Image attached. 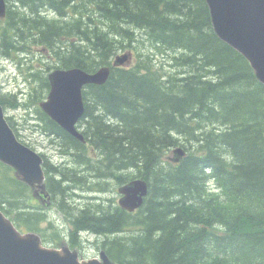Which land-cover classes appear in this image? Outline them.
Returning a JSON list of instances; mask_svg holds the SVG:
<instances>
[{
  "label": "trees",
  "instance_id": "trees-1",
  "mask_svg": "<svg viewBox=\"0 0 264 264\" xmlns=\"http://www.w3.org/2000/svg\"><path fill=\"white\" fill-rule=\"evenodd\" d=\"M91 1L107 30L80 16L79 0H20L30 8L50 7L65 22L48 21L36 10L21 17L10 12L0 20V54L25 53L32 40L60 55V68L94 73L113 66L118 38L138 42L133 28L187 52L180 65L191 73L165 81L146 66L112 69L105 85L85 88V144L43 115L41 131L62 139L76 164L93 171L92 157L101 167L112 160L115 172L137 168L150 186L137 219L102 208L78 213L71 242L77 245L83 231L102 237L119 264H264V85L250 63L216 35L206 0ZM44 86L50 90L48 79ZM8 102L15 104V97ZM177 147L188 155L173 165L166 158ZM65 172L71 191L80 186L76 172ZM52 182L58 198L70 191L65 181ZM28 192L0 163V208L19 230L37 232L40 216L23 211Z\"/></svg>",
  "mask_w": 264,
  "mask_h": 264
},
{
  "label": "water",
  "instance_id": "water-1",
  "mask_svg": "<svg viewBox=\"0 0 264 264\" xmlns=\"http://www.w3.org/2000/svg\"><path fill=\"white\" fill-rule=\"evenodd\" d=\"M216 35L243 55L259 82L264 85V0H206ZM7 17V2L0 0V20ZM133 52L115 57L113 68H126L133 62ZM111 67H102L95 73L79 68L59 69L49 74L50 92L40 103L43 112L75 139L85 142L77 129L84 116L85 85H105L111 76ZM187 152L182 147L174 148L167 160L173 165L183 162ZM0 162L15 170L16 180L30 186L35 195L36 188L46 196L43 158L33 149L21 143L10 126L4 107L0 104ZM149 183L135 179L119 188L122 198L120 207L129 213L141 209L149 195ZM0 264H118L106 251L100 259L81 260L78 252L67 246L52 249L43 246L34 233L23 234L0 210Z\"/></svg>",
  "mask_w": 264,
  "mask_h": 264
},
{
  "label": "rangeland",
  "instance_id": "rangeland-1",
  "mask_svg": "<svg viewBox=\"0 0 264 264\" xmlns=\"http://www.w3.org/2000/svg\"><path fill=\"white\" fill-rule=\"evenodd\" d=\"M79 2L76 10H81L80 16L87 18L88 22H94L98 27L107 30L105 27L106 21L101 18L96 8L90 7V4L94 1L79 0ZM7 8L8 14L11 12L17 17L31 15L36 10L38 11V15L44 16L48 21H55L60 25L62 22H65L64 18H66L61 17L50 7L43 8L42 5H37L30 8L24 6L20 0H7ZM95 12H97V15H94ZM75 18L74 11L72 17L69 19V25ZM71 29H73V26H71ZM131 29L135 32V36L138 37V42L132 46L131 42L126 43L125 39L118 38L120 44L117 47L118 50L114 57L122 55L128 50H132L134 52V59L132 64L128 66L129 68L146 66L151 72H157L165 81L175 80L183 76L189 77L191 69L180 65L181 58H185L188 54L187 52L180 49L174 50L164 47L146 39L143 31ZM66 42V40H61L58 44L64 47L68 45L65 44ZM28 43L29 46L25 53L16 54L12 57H5L0 54V100H3L5 103L3 107L6 118L23 144L36 150L38 153L43 152L55 164L66 162L69 165L68 170L81 172V175L77 174V177L82 179L78 190L83 195L84 200H81L80 203L77 202L78 205L94 206L96 210L102 208L105 210L103 211L105 213L115 214V208H120L118 203L122 198L118 189L124 183L126 184L134 179L140 178L139 170L137 168H130L121 172H115L114 162L112 160L111 162L104 160L101 152H95L90 148V152L97 153L104 160V167L97 164L98 159L96 157H92L93 164L95 168H98V171L94 168L93 171L89 172L86 171L84 166L76 164L73 157H64L61 155L60 147L67 148L62 140H58V144L54 146L51 145V142H49L51 140L50 137L44 136V132L41 131L43 128L46 129V122L44 121V116L39 105L47 99L49 92V89L44 86L45 79L54 70L60 69L61 56L48 49L46 45H31L32 40ZM66 50L68 49L62 50L63 55L67 54ZM174 86L170 87L173 88ZM14 97L16 103H9L8 100ZM181 141L189 146L187 139L184 137L181 138ZM168 154H171V152ZM106 173L109 175H105ZM210 188L212 190L216 188L213 181H210ZM29 199L30 201L25 203L26 205L23 211L27 214H38L36 213V207L30 195ZM30 203H33L32 207L28 205ZM55 213L57 214V212ZM138 216L136 214L133 217L137 219ZM58 218L63 221L62 216H58ZM57 226L53 227L43 222L38 224V231L33 233L40 235L43 244L48 248H56L57 245L64 242L73 251L78 252L81 260L98 258L100 252L104 250L102 245L104 239L102 237L95 236L91 233L83 234L79 236V243L73 245L71 243L72 229L69 226H64L62 229ZM119 237H122V235H119Z\"/></svg>",
  "mask_w": 264,
  "mask_h": 264
},
{
  "label": "flooded vegetation",
  "instance_id": "flooded-vegetation-1",
  "mask_svg": "<svg viewBox=\"0 0 264 264\" xmlns=\"http://www.w3.org/2000/svg\"><path fill=\"white\" fill-rule=\"evenodd\" d=\"M44 115V113H42ZM87 126H84L83 128H79L82 132L85 131V128ZM45 129V128H43ZM44 136L50 137L51 145L54 146L55 144H58V140H62L59 137L55 136L53 133L46 130V132L43 133ZM52 136V137H51ZM63 144H65L63 142ZM94 150L93 148H91ZM95 151V150H94ZM86 152V151H85ZM96 152V151H95ZM64 157H71V151L67 150V148L64 147L63 150ZM40 155L44 159V169H45V186H46V196L42 194V190L39 188H36L35 190V198H33L34 206L36 207V213L40 216L41 223H47L52 225L53 227H59L62 229L64 226H69L71 230V234L73 235L74 230V219L80 213L81 211H89V212H99V210H96V208L90 207L88 205L84 206L82 204H79L81 200H84L83 195L81 192H79L78 187L75 186L71 191V186L68 184L66 180L63 179L62 173L67 174L65 171H68L69 165L66 162L63 163H57L55 164L51 158H47L46 154L43 152H40ZM75 155L74 152L72 153V156ZM74 157V156H73ZM64 159V158H63ZM58 168L59 171H53L54 169ZM86 168V171L91 172L92 169L89 166H84ZM96 171H98V168H95ZM81 172H76V174H72L73 176L77 177V174H80ZM81 175V174H80ZM78 178V177H77ZM82 182V179L79 178ZM113 179V178H109ZM52 180L56 181H65L63 184L64 187H70V191H66L64 195L61 196V198H58L56 194L53 192V182ZM65 196V197H64ZM68 201V202H67ZM78 202V203H77ZM115 213L123 212L122 209L115 208ZM57 212V214L55 213ZM128 213V212H127ZM137 213V212H136ZM136 213L131 214L134 216ZM130 214V213H129ZM58 216L63 217V221L58 218ZM80 236V235H79ZM73 244V242H71ZM64 244V242L62 243Z\"/></svg>",
  "mask_w": 264,
  "mask_h": 264
},
{
  "label": "bare ground",
  "instance_id": "bare-ground-1",
  "mask_svg": "<svg viewBox=\"0 0 264 264\" xmlns=\"http://www.w3.org/2000/svg\"><path fill=\"white\" fill-rule=\"evenodd\" d=\"M104 67H110V66H104ZM113 67V66H112ZM65 70H68V69H65ZM49 84H50V82H49ZM87 86H89V85H85L84 86V89L87 87ZM95 86H99V85H95ZM50 89H51V86H50ZM49 92H50V90H49ZM85 115V114H84ZM84 117V116H83ZM82 117V118H83ZM82 118L78 121V123H77V129H79V128H82L81 127V122H82ZM53 121V120H52ZM54 122V121H53ZM56 123V122H55ZM57 124V123H56ZM58 125V124H57ZM11 126V125H10ZM59 126V125H58ZM12 127V126H11ZM62 130H64L66 133H68L71 137H73L68 131H66L62 126H59ZM14 130V129H13ZM79 131L83 134V132L79 129ZM84 135V134H83ZM85 137V136H84ZM74 138V137H73ZM76 140H78V139H76ZM79 141V140H78ZM79 142H81V141H79ZM81 143H86V140H85V142H81ZM61 155H65V154H61ZM65 197V196H64ZM68 202V201H67ZM52 249H61V247L60 248H52Z\"/></svg>",
  "mask_w": 264,
  "mask_h": 264
}]
</instances>
